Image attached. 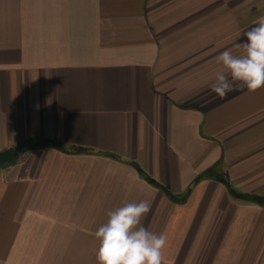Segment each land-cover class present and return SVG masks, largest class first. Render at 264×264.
<instances>
[{"label":"crops","instance_id":"1","mask_svg":"<svg viewBox=\"0 0 264 264\" xmlns=\"http://www.w3.org/2000/svg\"><path fill=\"white\" fill-rule=\"evenodd\" d=\"M261 18L264 0H0V152L27 148L0 168V264H97L107 213L142 200L164 264H264V205L235 196L264 197V87L211 91Z\"/></svg>","mask_w":264,"mask_h":264},{"label":"clouds","instance_id":"2","mask_svg":"<svg viewBox=\"0 0 264 264\" xmlns=\"http://www.w3.org/2000/svg\"><path fill=\"white\" fill-rule=\"evenodd\" d=\"M244 36L246 40L236 45L240 55L225 50L216 57L223 68L216 73L211 91L219 98L242 88L255 92L264 87V18ZM149 211L150 203L142 200L107 213V221L95 232L97 264H164L166 234L150 232L141 223Z\"/></svg>","mask_w":264,"mask_h":264},{"label":"water","instance_id":"3","mask_svg":"<svg viewBox=\"0 0 264 264\" xmlns=\"http://www.w3.org/2000/svg\"><path fill=\"white\" fill-rule=\"evenodd\" d=\"M20 154L17 149L12 148L0 152V168L7 169L15 166L20 161Z\"/></svg>","mask_w":264,"mask_h":264},{"label":"trees","instance_id":"4","mask_svg":"<svg viewBox=\"0 0 264 264\" xmlns=\"http://www.w3.org/2000/svg\"><path fill=\"white\" fill-rule=\"evenodd\" d=\"M17 150H18V152H20V153H25L26 150H27V148L23 146V147L18 148ZM140 172H141V171H140ZM141 175H142L145 179H148L147 176H145L142 172H141ZM207 175H211V171L208 172L207 174H204V175L200 176V178L196 181V183L199 182V181H201V180L204 179L205 177H207ZM148 180H149V179H148ZM149 181L152 182L151 180H149ZM152 183H153V182H152ZM232 192L236 193V191H235L234 189L232 190ZM237 195H238V194H236L235 196H236L237 198L242 199V200L251 201V202H255V203H258V204L264 205V197L250 196L249 198H246V197L243 198L242 196H237Z\"/></svg>","mask_w":264,"mask_h":264}]
</instances>
